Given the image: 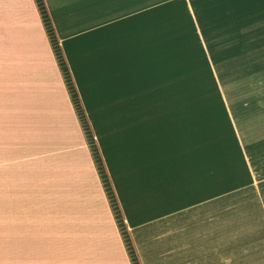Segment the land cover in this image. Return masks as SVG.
I'll return each mask as SVG.
<instances>
[{
  "label": "crops",
  "instance_id": "1",
  "mask_svg": "<svg viewBox=\"0 0 264 264\" xmlns=\"http://www.w3.org/2000/svg\"><path fill=\"white\" fill-rule=\"evenodd\" d=\"M203 1L264 37V0ZM201 2L45 0L141 264H249L243 233L264 215L249 150L264 133L226 110L243 159L219 165L211 114L187 106L170 11L201 39ZM8 210H31L29 226ZM26 263L132 264L37 3L0 0V264Z\"/></svg>",
  "mask_w": 264,
  "mask_h": 264
},
{
  "label": "rangeland",
  "instance_id": "2",
  "mask_svg": "<svg viewBox=\"0 0 264 264\" xmlns=\"http://www.w3.org/2000/svg\"><path fill=\"white\" fill-rule=\"evenodd\" d=\"M195 9L199 17L201 39L195 33L186 9L170 11L171 26L172 21L178 19L179 24L177 28L175 24L174 28L185 32L184 79L187 106L211 114L203 122L211 124L212 133L217 134L219 165L224 162L241 165L243 158L225 111H232L239 131L247 134L246 137L252 142L260 133L263 137L264 37L256 38V25L244 23L242 20L245 14L236 9L232 17H226L231 10L226 12L223 8L217 14L203 0L200 10L197 7ZM174 28L171 27V31ZM182 46L180 41V49ZM181 57L183 54H180ZM249 150L255 152L253 158L264 159V145L260 147L255 143ZM257 169L264 174V160ZM21 211L8 210L9 225L18 222L15 225L24 228L29 226L28 215L31 210H25L23 215ZM243 238L245 244L249 245L243 248V253L250 258L249 264H264V215L257 219V216L251 214L249 229L244 231ZM25 243L23 239L19 242L22 249ZM15 245L8 249L10 254L15 251Z\"/></svg>",
  "mask_w": 264,
  "mask_h": 264
},
{
  "label": "trees",
  "instance_id": "3",
  "mask_svg": "<svg viewBox=\"0 0 264 264\" xmlns=\"http://www.w3.org/2000/svg\"><path fill=\"white\" fill-rule=\"evenodd\" d=\"M37 3V6L39 8V11L41 13L45 28L47 30V33L49 35V38L51 40L55 55L57 57L59 66L62 70L65 82L67 84L68 90L71 94L74 106L76 108L77 114L79 116L82 128L85 132L89 147L91 149L95 164L97 166V170L99 172V175L101 177L102 183L104 185L105 191L107 193L108 199L110 201L114 216L116 218L118 227L120 229V232L123 237V241L125 243L126 249L128 251V254L130 256L132 264H141L139 257L137 255V251L135 249V246L133 244V241L131 239V236L129 234L128 228L126 226L121 208L118 203L117 196L115 194V191L113 189L109 174L107 172V169L105 167L101 152L99 150V147L97 145L92 127L89 123V120L87 118L86 112L84 110V107L82 105L78 90L76 88V85L74 83L71 71L69 69V66L66 62V59L64 57L60 42L58 40V37L56 35L53 22L51 20L49 11L47 9L45 0H35Z\"/></svg>",
  "mask_w": 264,
  "mask_h": 264
}]
</instances>
